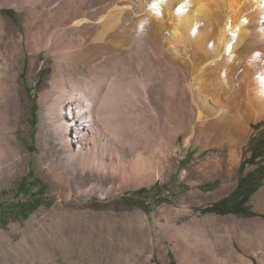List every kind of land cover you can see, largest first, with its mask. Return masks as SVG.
Wrapping results in <instances>:
<instances>
[{
	"label": "bare ground",
	"instance_id": "bare-ground-1",
	"mask_svg": "<svg viewBox=\"0 0 264 264\" xmlns=\"http://www.w3.org/2000/svg\"><path fill=\"white\" fill-rule=\"evenodd\" d=\"M7 8L24 14L23 31L3 15ZM24 50L31 69L38 53L54 57L50 87L39 97L40 138L45 146H58L66 163L76 162L79 172L92 166V177L101 172L110 181L151 183L161 177L173 153L175 138L168 144L160 135L134 131L139 124H125L128 129L120 134L119 121H131L135 112L131 103L122 108L114 96L118 80L126 75L117 77V60L123 70L139 58L149 59L153 69L169 60L170 78L159 82L176 92L180 132L195 133L205 150L227 147L230 171L241 162L253 124L264 121V0H0V185L25 163L14 135L23 113L18 80ZM81 69L101 76L111 93H93L84 83L67 85ZM150 77L143 82L150 83ZM102 142L107 148L96 150ZM94 153L102 163L93 160ZM215 161L201 165L206 176ZM55 179L65 184L61 177ZM263 197L264 189L253 201L260 204ZM194 238L195 254L191 245L176 250L180 264H244L227 250V238L207 237L200 226ZM210 240L213 245H204Z\"/></svg>",
	"mask_w": 264,
	"mask_h": 264
},
{
	"label": "rangeland",
	"instance_id": "rangeland-1",
	"mask_svg": "<svg viewBox=\"0 0 264 264\" xmlns=\"http://www.w3.org/2000/svg\"><path fill=\"white\" fill-rule=\"evenodd\" d=\"M3 15L16 22L20 31L24 30L22 12L7 8ZM53 60L48 51L38 53L37 64L31 69L29 54L24 50L21 55L18 81L23 113L17 119L14 135L25 163L22 170H14L9 180L0 185V264H180L176 250L191 245V255L197 252L194 234L199 226L207 237L216 234L221 241L227 238V250L238 255L244 264H264V197L260 204L253 201L264 189V172L257 169L260 160L248 163V156L254 149L264 152L253 139L254 135L264 132V121L253 124L254 131L244 146L241 162L230 171L227 147L205 150L195 133L180 132L176 92L169 84H164L170 78L169 60H165L167 63L161 61V66L158 64L159 67L153 69L149 59L139 58L133 62L136 65H128L124 70L117 60V77L126 75L121 82L118 80L114 96L120 106L131 103L135 116L131 121L129 118L120 120L123 126L116 123V129L120 127L121 134L123 127L128 129V126L133 128L139 124L140 129L135 127L134 131L143 130L152 137L160 135L168 144L175 138L173 153L161 177L151 183H147L148 179L110 181L101 172L92 177V166L79 172L76 162L66 163L58 146H45L40 138L42 107L39 97L41 91L50 87ZM128 67L133 69L127 71ZM94 75L81 69L69 78L67 85L84 83L93 93L102 91L109 95L111 92L103 78ZM147 76L153 79L150 77V83L146 84L143 81ZM159 79L165 82L161 84ZM136 117L143 121H134ZM147 119L152 122L145 121ZM128 123L130 125L125 126ZM158 124L161 125L159 129ZM90 138L89 134L85 139ZM107 145L102 142L96 150L105 149ZM109 145L112 150L115 148ZM119 153L115 152L114 157ZM94 156L97 163L103 162L102 156L95 153ZM213 157L216 158L214 170L206 176L201 165ZM51 168L65 184L55 179ZM241 182H248L244 185L246 188L257 187V190L250 198L240 199L238 204L252 206L253 211L262 216L245 218L201 212L219 200L218 197L230 196ZM205 244L213 245L214 242L210 240ZM216 248L222 251L223 246Z\"/></svg>",
	"mask_w": 264,
	"mask_h": 264
},
{
	"label": "trees",
	"instance_id": "trees-1",
	"mask_svg": "<svg viewBox=\"0 0 264 264\" xmlns=\"http://www.w3.org/2000/svg\"><path fill=\"white\" fill-rule=\"evenodd\" d=\"M264 156V154H261L260 157ZM259 156L253 155L251 159H249L248 163L249 164H254L255 158ZM263 170L264 172V167L259 168ZM260 170H257V172ZM264 177V173L262 174V178ZM252 178H248V180H251ZM247 181V180H246ZM246 183V182H245ZM244 183V184H245ZM244 184L241 182L238 187L233 191V193L227 197L226 199L222 200L219 203L213 204L212 206L205 208L201 210L203 214H215V215H228V214H235L241 217L245 218H253V217H258L262 216L260 214H257L256 212L253 211V207L249 206L245 203L243 204H238V201L243 198H250L255 192L256 188H246ZM248 185V182L246 183ZM245 188V190H244ZM247 189V190H246ZM242 190H244V194H242ZM246 191V192H245ZM264 217V216H262ZM172 264H175L174 262Z\"/></svg>",
	"mask_w": 264,
	"mask_h": 264
},
{
	"label": "crops",
	"instance_id": "crops-1",
	"mask_svg": "<svg viewBox=\"0 0 264 264\" xmlns=\"http://www.w3.org/2000/svg\"><path fill=\"white\" fill-rule=\"evenodd\" d=\"M253 139L256 140V142H257V146H259V148L262 149V151H264V132L261 133V134H258V135H254V136H253ZM261 154H264V152H263V153H259V149L256 148V149H254V151H252L251 154H249V156H248L249 159H251V158L253 157V155H257V156H259V157L255 158L256 161H257V160H260V161H261V162H260V165H258L257 169H259V168H261V167H264V156L260 157ZM227 197H229V196H226V197H223V198L218 197L219 200H217L214 204L221 202L222 200L226 199ZM216 198H217V197H216ZM220 198H221L222 200H221ZM212 205H213V204H212Z\"/></svg>",
	"mask_w": 264,
	"mask_h": 264
},
{
	"label": "water",
	"instance_id": "water-1",
	"mask_svg": "<svg viewBox=\"0 0 264 264\" xmlns=\"http://www.w3.org/2000/svg\"><path fill=\"white\" fill-rule=\"evenodd\" d=\"M210 206H212V205H210ZM210 206H208V207H210Z\"/></svg>",
	"mask_w": 264,
	"mask_h": 264
},
{
	"label": "flooded vegetation",
	"instance_id": "flooded-vegetation-1",
	"mask_svg": "<svg viewBox=\"0 0 264 264\" xmlns=\"http://www.w3.org/2000/svg\"><path fill=\"white\" fill-rule=\"evenodd\" d=\"M245 185V184H244Z\"/></svg>",
	"mask_w": 264,
	"mask_h": 264
}]
</instances>
